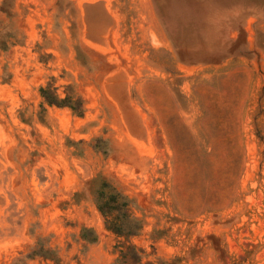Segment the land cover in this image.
Instances as JSON below:
<instances>
[{"label": "rangeland", "instance_id": "obj_1", "mask_svg": "<svg viewBox=\"0 0 264 264\" xmlns=\"http://www.w3.org/2000/svg\"><path fill=\"white\" fill-rule=\"evenodd\" d=\"M98 177L140 264H264V0H0V264H112Z\"/></svg>", "mask_w": 264, "mask_h": 264}, {"label": "trees", "instance_id": "obj_2", "mask_svg": "<svg viewBox=\"0 0 264 264\" xmlns=\"http://www.w3.org/2000/svg\"><path fill=\"white\" fill-rule=\"evenodd\" d=\"M170 38L176 41L175 38L171 36ZM63 93V95L60 94L57 87L50 84L40 86L39 95L43 101L41 107L43 109L45 106L68 108L77 116L83 115L84 105L80 95L70 85L64 86ZM93 183V201L103 218L104 227L117 239H123L118 240L115 246L116 258L112 264H140L146 257V253L134 244L131 238L142 232L144 222L133 213V200L103 177H98Z\"/></svg>", "mask_w": 264, "mask_h": 264}]
</instances>
